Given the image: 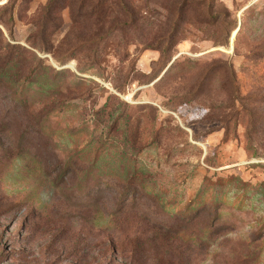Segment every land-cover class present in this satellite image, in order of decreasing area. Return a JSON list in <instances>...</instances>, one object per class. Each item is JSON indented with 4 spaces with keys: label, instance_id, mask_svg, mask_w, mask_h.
I'll list each match as a JSON object with an SVG mask.
<instances>
[{
    "label": "rangeland",
    "instance_id": "obj_1",
    "mask_svg": "<svg viewBox=\"0 0 264 264\" xmlns=\"http://www.w3.org/2000/svg\"><path fill=\"white\" fill-rule=\"evenodd\" d=\"M48 1L0 23V264H264V0Z\"/></svg>",
    "mask_w": 264,
    "mask_h": 264
},
{
    "label": "trees",
    "instance_id": "obj_2",
    "mask_svg": "<svg viewBox=\"0 0 264 264\" xmlns=\"http://www.w3.org/2000/svg\"><path fill=\"white\" fill-rule=\"evenodd\" d=\"M18 1L19 0H17L15 3H6L5 5L0 6V8H2L4 11V14H7L8 16L6 20L0 18V23H2L4 26L7 27V22L14 20L15 7ZM60 2L61 0H49L48 3L43 7L45 15L43 16V21L40 22V25L38 26L41 32L45 33L47 31V25L49 21H51L52 17L59 11L58 8L60 6ZM120 4L123 8H125V13L130 17V25L137 26L138 18H134V16H132L133 13H131L128 7L125 5L124 0H121ZM173 36V32L169 35H166L161 39V41L163 40L162 43H164V45L166 44V47L170 46V44L172 45ZM19 49L23 50L24 54L18 56L17 51ZM29 58H31L32 61L36 62L37 64L33 65V63H30ZM39 60L40 58L33 51L27 49L26 47L22 45L11 44L5 38L3 31L0 29V78H5L7 80H19V78L22 77V71L27 70V76H30L31 74L33 75L26 77L25 80H23L25 83L24 87L26 88L32 86L33 84H40L38 83V80L41 75H38L37 72L39 70ZM126 172L127 168L123 170V174H126Z\"/></svg>",
    "mask_w": 264,
    "mask_h": 264
},
{
    "label": "bare ground",
    "instance_id": "obj_3",
    "mask_svg": "<svg viewBox=\"0 0 264 264\" xmlns=\"http://www.w3.org/2000/svg\"><path fill=\"white\" fill-rule=\"evenodd\" d=\"M236 33H237V30L234 31V33H233V37L236 35ZM233 37H232V38H233Z\"/></svg>",
    "mask_w": 264,
    "mask_h": 264
}]
</instances>
